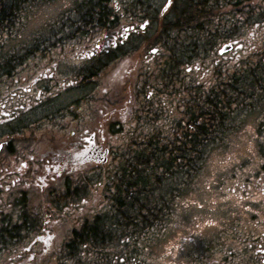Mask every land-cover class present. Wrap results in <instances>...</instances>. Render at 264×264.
<instances>
[{
  "label": "trees",
  "instance_id": "16d2710c",
  "mask_svg": "<svg viewBox=\"0 0 264 264\" xmlns=\"http://www.w3.org/2000/svg\"><path fill=\"white\" fill-rule=\"evenodd\" d=\"M33 1L0 0V40L14 32L21 12ZM162 1L132 0L116 12L110 0H82L18 57L2 63L0 91L4 83L18 80L19 73L36 72L37 63H49L56 55L75 53L105 35L110 37L122 20L134 26L125 40L93 54L70 77L78 79L70 90L97 89L107 67L123 56L135 55L137 73L125 84L133 101L134 127L105 121V164L73 172L72 185L32 189L16 199L20 205L11 204L21 215L40 221V202L47 197L65 202L70 187L74 207L94 192L100 198L93 197L96 204L87 214L75 212L78 219L72 236L63 239L41 264H151L149 253L146 258L141 255L143 244L149 245L164 230L173 199L199 171L207 152L235 128L236 114L264 105V0H171L166 11L169 0L160 7ZM230 42L238 47L219 56V45ZM109 96L95 99L102 114L103 105L115 108L131 103L130 98L123 103L121 93ZM90 99L89 95L68 101L66 115L59 113L62 108L56 102L33 108L35 116L29 120L23 111L10 110L25 119L14 117L9 123L10 149L34 151L47 144L57 148L59 130L64 128L60 121L71 117L67 128L76 133L82 103ZM4 101L1 97L0 111ZM96 114H87L89 124ZM4 134L0 127V139ZM213 248H203L204 260L193 254L192 264L210 261Z\"/></svg>",
  "mask_w": 264,
  "mask_h": 264
},
{
  "label": "flooded vegetation",
  "instance_id": "af4514ba",
  "mask_svg": "<svg viewBox=\"0 0 264 264\" xmlns=\"http://www.w3.org/2000/svg\"><path fill=\"white\" fill-rule=\"evenodd\" d=\"M127 28V25H118L109 38H104L89 48H79L74 55L55 54L53 61L43 63L36 71L41 73L44 64H47L44 70L48 69L57 61V57H61L59 63L74 61V65L78 68L93 54L110 46L115 47L116 42L121 43L125 40L130 32ZM89 53L91 54L89 55ZM54 69L57 68L54 67ZM73 72L74 70L62 69L57 74H41V76L46 75L51 78L46 86L34 93L30 92L28 88L15 89L5 95V101L1 105L0 127L5 134L0 139L2 145L0 150V199L4 200L3 204L6 207L4 215H0V264H41L44 259L57 250L63 239L72 236L73 207L70 194L72 187L64 196L65 202H62L61 199L50 198L41 201L44 207L40 209L42 214L38 218L40 221L32 215H21L19 208L16 207L13 210L11 204L20 205L21 202L16 199L21 198L32 189L44 191L51 188L61 189L62 187L59 185H72L71 174L93 167L95 163L88 166L85 161L91 155L97 163L102 150L105 149L106 136L102 123L104 125L107 120L116 121V119L126 116L127 105H118L115 108L103 105L104 114L98 111V119L96 118L94 123L89 124L87 107L84 105L76 133L67 128V120H70L71 117L65 118L64 123L63 120L60 121L64 128L59 130L57 148L46 147L47 144L34 151L10 149L11 144L7 139L9 133L6 130L14 117L22 118L15 115L14 111H10V107L24 108V112L27 113L42 103L50 102L54 105L60 94L72 88L75 81L70 77ZM64 106L59 107L62 108L59 113L66 115L67 111ZM103 116L106 118L102 122L100 119ZM24 118L29 120L27 117ZM24 118H22L23 121ZM31 122L35 123L34 120ZM56 130L58 129L56 128ZM259 161L256 178L252 181L246 179L243 183L246 185L245 197H243L246 202L243 221L240 224L233 222L227 226V230L224 228L225 231L223 234L220 233L218 240L221 237L226 239V251H223L221 247L211 249L213 251L209 256L212 259L206 263L204 261V264H264V154ZM73 163H75L74 167ZM65 178L68 179L67 182L63 181ZM53 195L56 196V193ZM11 197L12 201L9 200ZM203 250L195 254L204 256L202 257L204 260L207 256L203 255ZM221 256L223 259L218 258Z\"/></svg>",
  "mask_w": 264,
  "mask_h": 264
},
{
  "label": "rangeland",
  "instance_id": "374dc122",
  "mask_svg": "<svg viewBox=\"0 0 264 264\" xmlns=\"http://www.w3.org/2000/svg\"><path fill=\"white\" fill-rule=\"evenodd\" d=\"M131 1L110 0L109 5L118 12L122 10L125 3ZM165 1H162L160 7L164 5ZM81 2L82 0H36L27 4L16 21L14 32L0 40V68L5 59L10 56L18 57V54L27 47L26 45L50 31L61 21L64 14L72 11ZM128 24L129 22L125 20L118 23L120 26ZM261 30V37L264 40V29ZM66 53L72 54L73 52L66 51ZM56 59L57 61L48 69L44 70L47 65L44 64L41 73L36 71L26 75V72H22L19 73L18 80H14L11 85H8L10 82L4 83V89L0 91V98L5 99V95L15 89L28 88L30 92L34 93L46 86L48 80L51 81L50 77L41 76V74H57L62 69L75 71L77 68L74 61L59 63L61 57ZM42 64L37 63L36 69ZM54 67L57 69L55 70ZM137 68L138 60L135 56H123L106 68L107 71L99 77L100 86L97 89L95 87L69 89L56 98L55 105L56 107L66 106L68 101L79 100L90 95L92 100L85 101L82 106L88 105L90 108L87 110V114H96L100 105L96 104L95 99L101 98L106 93L110 95L109 97L114 93H121L123 97L121 100L124 103L130 98L126 94L125 84L134 80ZM75 82H78L77 76ZM132 106L131 99V103L127 106L126 116L116 119V123H130L134 127L135 111L131 115ZM10 110L23 111V114L29 119L31 116L34 117L32 109L29 110L30 113H25L24 108L15 109L14 106H11ZM3 116L5 115L3 114ZM91 117L93 118V116ZM235 122L237 123L235 128L226 132L222 142L207 152L199 171L171 202L164 230L156 238H153L149 245L148 241L144 242L145 249L141 255L146 258L149 253L150 257L154 258V264H192V255L202 251L205 246L221 247L223 251H226V239L221 237L218 240V238L220 233L227 230V226L233 222L240 224L243 221L242 217L246 206L245 198H243L246 185L243 183L247 178L250 180L253 177L256 178L258 174L256 167L259 165L261 157L259 155L264 154L262 150L264 147V105L236 114ZM111 139L113 140L112 137L109 138V140ZM102 157L103 155H100L98 162H103ZM85 163L90 166L96 163V160L90 155ZM74 166L75 163H73ZM93 197L98 201L100 199L94 192L91 198L86 197V200L76 207V212L90 210V207L96 204ZM73 213L75 212L73 211Z\"/></svg>",
  "mask_w": 264,
  "mask_h": 264
},
{
  "label": "water",
  "instance_id": "95a60500",
  "mask_svg": "<svg viewBox=\"0 0 264 264\" xmlns=\"http://www.w3.org/2000/svg\"><path fill=\"white\" fill-rule=\"evenodd\" d=\"M232 48V44H224L221 46V48L218 50V54H223L229 50H231ZM0 149H1V145H0Z\"/></svg>",
  "mask_w": 264,
  "mask_h": 264
},
{
  "label": "snow or ice",
  "instance_id": "6c2138e0",
  "mask_svg": "<svg viewBox=\"0 0 264 264\" xmlns=\"http://www.w3.org/2000/svg\"><path fill=\"white\" fill-rule=\"evenodd\" d=\"M169 3H171V0H169ZM164 7L167 8V7H168V4H165ZM145 23H147V21H145ZM141 27H143V25H141ZM125 31H127V30H125ZM153 51H155V49H153ZM90 54H91V53H89V55H90Z\"/></svg>",
  "mask_w": 264,
  "mask_h": 264
},
{
  "label": "bare ground",
  "instance_id": "6f19581e",
  "mask_svg": "<svg viewBox=\"0 0 264 264\" xmlns=\"http://www.w3.org/2000/svg\"><path fill=\"white\" fill-rule=\"evenodd\" d=\"M192 2H193V0H192ZM195 50V49H194Z\"/></svg>",
  "mask_w": 264,
  "mask_h": 264
}]
</instances>
